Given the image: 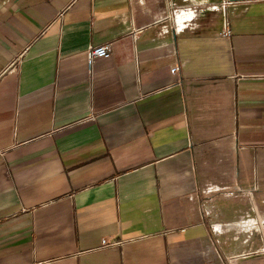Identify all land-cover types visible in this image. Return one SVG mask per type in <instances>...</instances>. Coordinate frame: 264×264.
Returning a JSON list of instances; mask_svg holds the SVG:
<instances>
[{"label": "crops", "instance_id": "obj_1", "mask_svg": "<svg viewBox=\"0 0 264 264\" xmlns=\"http://www.w3.org/2000/svg\"><path fill=\"white\" fill-rule=\"evenodd\" d=\"M0 264H264V0H0Z\"/></svg>", "mask_w": 264, "mask_h": 264}, {"label": "built area", "instance_id": "obj_2", "mask_svg": "<svg viewBox=\"0 0 264 264\" xmlns=\"http://www.w3.org/2000/svg\"><path fill=\"white\" fill-rule=\"evenodd\" d=\"M215 7L220 10V6L219 5H215ZM188 8H192V7H188ZM188 8H182V9H175L171 12V14L169 16H166L165 18H162L159 22H163V21H167L169 20L171 24H168V25H165L163 26L162 30L164 33L166 34H169L172 30H174L176 33L180 34L182 32H184L186 29L188 28H194V20H192L190 23L188 21H185L183 23H180V26L183 27V25L187 24L188 26L187 27H183V30H180V28L178 27V15L180 14L181 10H186ZM197 13H199V10L197 8H193ZM216 10V11H218ZM212 11V10H210ZM231 36V29H230V26H229V22L226 20L225 21V25H224V30L223 32L221 33V37L223 38H228ZM111 55V50H110V47L107 46V45H103V46H91L89 48V51H88V55H87V61H88V65L90 66V68L92 67L93 63L95 60H104V59H107L109 58ZM171 72L173 74H176L179 72V66L176 65L172 68ZM241 191V190H240ZM253 219H256L257 218H254L252 217L251 215H246L244 217H242L238 222H246V221H250V220H253ZM258 223H259V219L257 220ZM236 223V222H234ZM234 223H229V224H225L224 225V228L225 229H230L231 228V224H234ZM258 226V224L256 225ZM222 230V227L221 226H214L213 227V231L216 233L217 232H220ZM245 230H248V229H245ZM103 245L105 247H115L118 245V243H112V242H108L106 240L103 241Z\"/></svg>", "mask_w": 264, "mask_h": 264}, {"label": "clouds", "instance_id": "obj_3", "mask_svg": "<svg viewBox=\"0 0 264 264\" xmlns=\"http://www.w3.org/2000/svg\"><path fill=\"white\" fill-rule=\"evenodd\" d=\"M193 4H207L208 0H192ZM207 10H212V11H216L218 10L215 6L210 7ZM202 14V13H200ZM198 14L193 8H188L186 10H181L180 12V17L182 18V20L188 21L189 23L198 18ZM188 25L185 24L183 25V27H187ZM178 27L180 28V30H183V27L180 26V23L178 22Z\"/></svg>", "mask_w": 264, "mask_h": 264}, {"label": "bare ground", "instance_id": "obj_4", "mask_svg": "<svg viewBox=\"0 0 264 264\" xmlns=\"http://www.w3.org/2000/svg\"><path fill=\"white\" fill-rule=\"evenodd\" d=\"M179 20H180V23H183V22H185V20H182V18L179 16ZM251 221H254V220H250V221H246V222H240V223H243L244 225L243 226H240V227H244V230H245V228L246 227H248V226H253L255 223H256V221H254V224H252V222ZM247 223H249L250 225H247ZM252 224V225H251ZM239 227V226H238ZM243 229V228H242Z\"/></svg>", "mask_w": 264, "mask_h": 264}, {"label": "rangeland", "instance_id": "obj_5", "mask_svg": "<svg viewBox=\"0 0 264 264\" xmlns=\"http://www.w3.org/2000/svg\"><path fill=\"white\" fill-rule=\"evenodd\" d=\"M179 9H182V8H179ZM254 221H256V223L253 225V226H248L246 227L245 229H249L251 232H254V234H258L256 230H254V228L257 229V224H258V221L256 219H253ZM254 221H251L252 224L254 223ZM234 228H237V227H234Z\"/></svg>", "mask_w": 264, "mask_h": 264}, {"label": "water", "instance_id": "obj_6", "mask_svg": "<svg viewBox=\"0 0 264 264\" xmlns=\"http://www.w3.org/2000/svg\"><path fill=\"white\" fill-rule=\"evenodd\" d=\"M229 1L235 3V2H244V1H253V0H229Z\"/></svg>", "mask_w": 264, "mask_h": 264}]
</instances>
